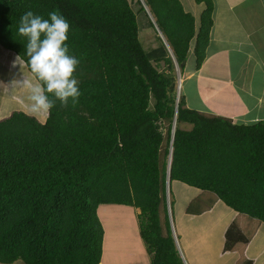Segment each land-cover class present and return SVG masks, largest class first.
I'll return each mask as SVG.
<instances>
[{"label": "trees", "instance_id": "1", "mask_svg": "<svg viewBox=\"0 0 264 264\" xmlns=\"http://www.w3.org/2000/svg\"><path fill=\"white\" fill-rule=\"evenodd\" d=\"M141 1L180 70L192 45L199 69L213 25L212 0H195L204 4L198 26L179 0H137L135 11L129 0H0V48L31 75L27 38L18 34L21 17L31 10L49 19L58 10L68 20L82 93L75 106L57 100L41 120L24 112L0 120V264H99L100 204L138 208L151 264H182L166 209L174 117L169 183L209 191L264 223V120L233 124L185 107L182 94L176 105L167 48L158 38L160 46L145 50L139 38L142 25L154 27Z\"/></svg>", "mask_w": 264, "mask_h": 264}, {"label": "crops", "instance_id": "2", "mask_svg": "<svg viewBox=\"0 0 264 264\" xmlns=\"http://www.w3.org/2000/svg\"><path fill=\"white\" fill-rule=\"evenodd\" d=\"M179 2L198 26L204 4H197L195 0ZM212 2L213 25L205 58L196 69L192 45L183 69L185 89L181 94L184 106L206 115L226 118L233 124H253L257 122V115L249 120L246 118L255 108L264 105V0ZM160 43L157 36L156 42L147 48L155 49ZM174 182L193 191L192 195L186 196V202L183 197L178 198L173 223L175 238H172L182 264H264V223L233 211L209 191ZM104 207L106 209L100 212ZM101 215L113 220L109 222L115 245L111 253L119 259L117 264H151L140 237L139 209L120 204H100L97 207L104 232L99 264H106V227ZM159 217L162 234L166 236L163 206ZM229 229L234 231L227 240Z\"/></svg>", "mask_w": 264, "mask_h": 264}, {"label": "clouds", "instance_id": "3", "mask_svg": "<svg viewBox=\"0 0 264 264\" xmlns=\"http://www.w3.org/2000/svg\"><path fill=\"white\" fill-rule=\"evenodd\" d=\"M141 3L150 17L155 33L172 58L176 85L175 103L178 105L183 85V70L181 72L170 47L157 29L147 7L143 1ZM48 15L49 19H45L29 10L21 17L18 28V34L27 38L26 55L29 58L28 64L33 76L31 79L25 78L14 82L27 90V99L30 102L29 110L33 115L50 114L57 100L64 107L68 105L69 100L75 106L79 103V97L82 94L75 75L80 61L69 54L67 44L71 25L58 10H53ZM175 119L174 117L167 157L166 176L168 174V179L166 185L169 183L168 170L170 172Z\"/></svg>", "mask_w": 264, "mask_h": 264}, {"label": "rangeland", "instance_id": "4", "mask_svg": "<svg viewBox=\"0 0 264 264\" xmlns=\"http://www.w3.org/2000/svg\"><path fill=\"white\" fill-rule=\"evenodd\" d=\"M129 1L132 4L133 10L134 11L137 10L138 8V5L136 4L137 0H129ZM139 18L140 16L138 15V19ZM142 27L143 25L141 26V29L139 31V36H140L139 38L143 43L144 49L149 51L150 49H148L147 47L151 46L152 44L156 42L157 34H155L154 31H152L151 29H148L147 28L148 26L146 24L144 25L143 29ZM13 58H14V61H12ZM193 62L194 60L192 61V63ZM158 69L161 71L165 70V66L163 64H160L158 65ZM32 76L33 75H31L28 72L25 64L15 54L5 51V49L3 48H0V120L7 118L13 112H24L25 114H28L29 116H33L38 120L42 119L43 114L33 115L30 112L29 110L30 102L27 99V96H28L27 90L21 87L20 84L14 82V81H19L25 78L31 79ZM184 89H185V85L183 84V89H182L183 94H184ZM180 96H181V93H180ZM263 106L260 108H255L254 111L250 113L246 119L249 120L257 115L256 116L257 121L264 120V107ZM226 110L230 111L231 109H226ZM166 128L167 127L165 126V130ZM179 186L180 185H178V183L174 181H171L170 183L166 185V209H167V215H168L167 218H168L170 230L172 228L171 230L172 237H174L173 223H175L178 198L183 197V201L186 202L185 200L186 196H190L193 193L192 190L185 189ZM221 206L223 205H220V207ZM103 209H106V207L100 209V212ZM216 210H214V213H216ZM116 216H119V214ZM101 218H102V221H104V225L107 230L106 231L107 233L104 239V244H105V250H104L105 261L104 262L106 264H117V261H119V259H115V257H113L114 255L112 254L113 252L111 253V251H113L112 249L115 248V245L112 239L114 231L110 229L109 222L113 220H110V218L106 219L102 215H101ZM213 218H215V215H213ZM161 225H162V222H161ZM261 236H262V233L260 234V238ZM13 264H23V263L21 261H17Z\"/></svg>", "mask_w": 264, "mask_h": 264}, {"label": "water", "instance_id": "5", "mask_svg": "<svg viewBox=\"0 0 264 264\" xmlns=\"http://www.w3.org/2000/svg\"><path fill=\"white\" fill-rule=\"evenodd\" d=\"M168 173H169V170H168ZM167 176H168V174H167ZM167 176H166V180L168 179Z\"/></svg>", "mask_w": 264, "mask_h": 264}, {"label": "bare ground", "instance_id": "6", "mask_svg": "<svg viewBox=\"0 0 264 264\" xmlns=\"http://www.w3.org/2000/svg\"><path fill=\"white\" fill-rule=\"evenodd\" d=\"M104 210V209H103ZM107 231V230H106ZM107 233V232H106Z\"/></svg>", "mask_w": 264, "mask_h": 264}, {"label": "built area", "instance_id": "7", "mask_svg": "<svg viewBox=\"0 0 264 264\" xmlns=\"http://www.w3.org/2000/svg\"><path fill=\"white\" fill-rule=\"evenodd\" d=\"M180 80V79H179Z\"/></svg>", "mask_w": 264, "mask_h": 264}]
</instances>
